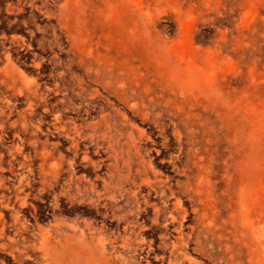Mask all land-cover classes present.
I'll return each instance as SVG.
<instances>
[{
	"label": "rangeland",
	"instance_id": "obj_1",
	"mask_svg": "<svg viewBox=\"0 0 264 264\" xmlns=\"http://www.w3.org/2000/svg\"><path fill=\"white\" fill-rule=\"evenodd\" d=\"M0 264H264V0H0Z\"/></svg>",
	"mask_w": 264,
	"mask_h": 264
}]
</instances>
